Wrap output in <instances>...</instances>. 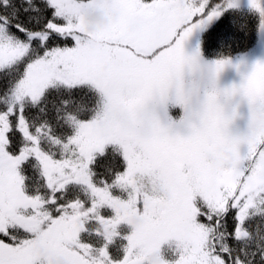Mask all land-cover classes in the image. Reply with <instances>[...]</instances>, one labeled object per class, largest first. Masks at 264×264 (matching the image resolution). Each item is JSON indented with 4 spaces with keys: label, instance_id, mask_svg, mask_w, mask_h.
<instances>
[{
    "label": "snow or ice",
    "instance_id": "6c2138e0",
    "mask_svg": "<svg viewBox=\"0 0 264 264\" xmlns=\"http://www.w3.org/2000/svg\"><path fill=\"white\" fill-rule=\"evenodd\" d=\"M241 3L0 0V264H264V58L224 87L231 58L206 62L195 102L183 79L203 59L185 41L214 47ZM243 4L264 29V0Z\"/></svg>",
    "mask_w": 264,
    "mask_h": 264
},
{
    "label": "rangeland",
    "instance_id": "374dc122",
    "mask_svg": "<svg viewBox=\"0 0 264 264\" xmlns=\"http://www.w3.org/2000/svg\"><path fill=\"white\" fill-rule=\"evenodd\" d=\"M241 7L246 8L243 4V0L241 3ZM97 14L96 19L91 18V14ZM85 23L87 24L89 29H95L101 25L107 23V17L105 13L100 9H95L87 12L84 16ZM202 30L195 31L186 41H185V50L191 51L192 48L195 46L196 42L199 40V36ZM202 61L200 68L189 72L185 69L183 74V79L186 84L189 82L195 81L198 84V94L194 97V102L197 98L203 97V92L205 87L207 86V78H208V65L206 62L212 61L211 59H206L202 56ZM257 58H264V29L260 28L259 31V38L256 46L246 54L240 55L235 58H231V63L226 64L223 70L218 74L216 83L218 87H224L230 85L232 83H238L241 78L242 74L246 73L250 67L252 62ZM240 61L239 66H235L237 62ZM221 103L224 104L225 110L228 112L232 111L233 106H235L237 115L229 124V128L232 132H239L242 131L246 127L247 117H248V107L246 100L241 97L239 94H236L229 98L228 100H224L223 97L220 98ZM167 111L173 117H178L181 113V109L179 106L174 105L172 103L167 104ZM183 131V129H181ZM221 156L226 160L227 159V151L225 150ZM215 158V155H214ZM159 185L161 191L164 190V186L162 182L157 178L154 182V187ZM138 219V218H137ZM43 252V250H42ZM61 258H53L51 264H58V261ZM145 259L147 260V264H159V254L155 250L149 252Z\"/></svg>",
    "mask_w": 264,
    "mask_h": 264
},
{
    "label": "trees",
    "instance_id": "16d2710c",
    "mask_svg": "<svg viewBox=\"0 0 264 264\" xmlns=\"http://www.w3.org/2000/svg\"><path fill=\"white\" fill-rule=\"evenodd\" d=\"M243 16L238 23L231 24L230 33L217 42L214 47H210L203 37L205 30L199 36L201 55L206 59H215L220 56L235 58L251 51L257 44L260 28L256 17L248 12L247 8L241 7L239 10Z\"/></svg>",
    "mask_w": 264,
    "mask_h": 264
},
{
    "label": "clouds",
    "instance_id": "9594fccd",
    "mask_svg": "<svg viewBox=\"0 0 264 264\" xmlns=\"http://www.w3.org/2000/svg\"><path fill=\"white\" fill-rule=\"evenodd\" d=\"M91 18H92V19H96V18H97V14H95V13L91 14ZM156 189H157L158 191H161L160 188H159V185H156ZM58 264H64V261H63L62 258L58 261Z\"/></svg>",
    "mask_w": 264,
    "mask_h": 264
}]
</instances>
